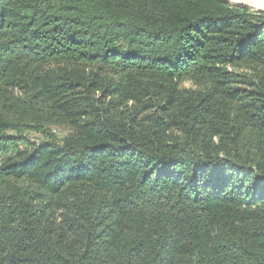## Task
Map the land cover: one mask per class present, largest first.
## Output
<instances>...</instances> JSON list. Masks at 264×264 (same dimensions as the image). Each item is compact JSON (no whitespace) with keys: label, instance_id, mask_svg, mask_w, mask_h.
Here are the masks:
<instances>
[{"label":"trees","instance_id":"1","mask_svg":"<svg viewBox=\"0 0 264 264\" xmlns=\"http://www.w3.org/2000/svg\"><path fill=\"white\" fill-rule=\"evenodd\" d=\"M239 60L264 70V14L226 0H0V146L42 136L0 157V264H264V72Z\"/></svg>","mask_w":264,"mask_h":264},{"label":"rangeland","instance_id":"2","mask_svg":"<svg viewBox=\"0 0 264 264\" xmlns=\"http://www.w3.org/2000/svg\"><path fill=\"white\" fill-rule=\"evenodd\" d=\"M229 4L235 5V6H240V7H247L251 11L254 12H259L264 14V0H251L249 3H235L232 0H226ZM56 64L51 63L48 66H55ZM62 65V64H57ZM220 68H222L224 71H230L234 73L236 79H242L245 76L249 77H256L258 76V73H263L264 70L260 65L254 64L253 62H248L245 60H239L236 61L235 63H228V64H223L219 65ZM67 69L73 70L74 66L73 65H67ZM96 68H82L80 67L79 70L77 69L78 72H94ZM108 76V75H107ZM110 78V76H108ZM100 80V84H103L104 82V75H99L98 76ZM112 78V77H111ZM199 86L195 80L189 79V78H184L177 83V90L181 91L183 93L188 92L190 90H196L198 89ZM29 92V88L26 87H18L14 88L12 90V94L14 96H24L26 93ZM100 91H97L95 93V96H99ZM117 109L124 113L126 116L129 114H133L135 117H137L139 120L142 117H147L149 116L148 111H142L137 104L130 100H125L124 103L120 104L117 106ZM51 130V132L57 137L58 140H62L65 135L68 133V129L65 126H59V125H50L48 126ZM14 135H17L18 138L15 141L9 142L8 144L1 145L0 146V157L5 158L7 156L13 155L15 153H18L20 151H23L25 149H28L31 147L33 144H37L38 142L41 141L42 136L38 133H35L30 130H23L21 129L20 132H15L13 131ZM180 136V132L177 130H174L169 127L168 131H165L164 133V140L166 143H169L170 140L175 139L176 137ZM184 137V136H181ZM218 143V136H214L211 140V144H217ZM5 195H9L6 199L1 200V203L8 204V206H11L10 200L12 199V193L10 191H5L3 192ZM1 194V193H0ZM45 201L44 198H39L35 201ZM65 209L66 206H61L54 211H44V208L41 209L43 212L41 214V225H47L49 229L51 230V233L53 236H58L60 232L61 224H66L67 220L65 221ZM66 216H70V211L66 210ZM64 239L61 241V245H66L69 246L70 244H76L75 243V235L72 232H66L64 235ZM66 237L69 239V242L67 241Z\"/></svg>","mask_w":264,"mask_h":264},{"label":"bare ground","instance_id":"3","mask_svg":"<svg viewBox=\"0 0 264 264\" xmlns=\"http://www.w3.org/2000/svg\"><path fill=\"white\" fill-rule=\"evenodd\" d=\"M233 2H235V3H249V2H251V0H232Z\"/></svg>","mask_w":264,"mask_h":264}]
</instances>
